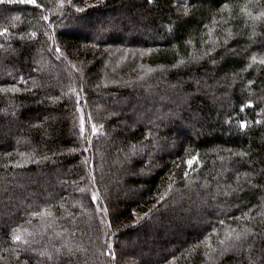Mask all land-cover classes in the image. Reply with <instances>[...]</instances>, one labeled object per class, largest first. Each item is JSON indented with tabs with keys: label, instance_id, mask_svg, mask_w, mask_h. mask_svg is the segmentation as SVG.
<instances>
[{
	"label": "trees",
	"instance_id": "trees-1",
	"mask_svg": "<svg viewBox=\"0 0 264 264\" xmlns=\"http://www.w3.org/2000/svg\"><path fill=\"white\" fill-rule=\"evenodd\" d=\"M0 264H264V0H0Z\"/></svg>",
	"mask_w": 264,
	"mask_h": 264
},
{
	"label": "snow or ice",
	"instance_id": "snow-or-ice-1",
	"mask_svg": "<svg viewBox=\"0 0 264 264\" xmlns=\"http://www.w3.org/2000/svg\"><path fill=\"white\" fill-rule=\"evenodd\" d=\"M28 2L29 3H35V0H28ZM189 163H191V161ZM17 239H18V237H17Z\"/></svg>",
	"mask_w": 264,
	"mask_h": 264
},
{
	"label": "rangeland",
	"instance_id": "rangeland-1",
	"mask_svg": "<svg viewBox=\"0 0 264 264\" xmlns=\"http://www.w3.org/2000/svg\"><path fill=\"white\" fill-rule=\"evenodd\" d=\"M184 234H182V236H183ZM185 236V235H184Z\"/></svg>",
	"mask_w": 264,
	"mask_h": 264
}]
</instances>
